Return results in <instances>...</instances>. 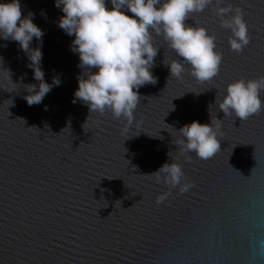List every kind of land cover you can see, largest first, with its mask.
<instances>
[{
    "label": "water",
    "instance_id": "water-1",
    "mask_svg": "<svg viewBox=\"0 0 264 264\" xmlns=\"http://www.w3.org/2000/svg\"><path fill=\"white\" fill-rule=\"evenodd\" d=\"M20 4L44 32L31 47H41L45 81L61 83L29 106L26 84L38 81L18 43L0 39V264H264V110L240 120L219 109L228 84L264 76V0L221 5L243 10L249 43L240 52L215 0L189 14L185 23L205 27L222 53L209 81L153 33L156 83L139 88V127L127 133L126 120L73 102L82 69L55 0ZM172 61L184 65L179 79ZM210 119L221 125L220 150L207 160L182 154L177 130ZM166 161L184 171L175 187L151 175Z\"/></svg>",
    "mask_w": 264,
    "mask_h": 264
},
{
    "label": "clouds",
    "instance_id": "clouds-1",
    "mask_svg": "<svg viewBox=\"0 0 264 264\" xmlns=\"http://www.w3.org/2000/svg\"><path fill=\"white\" fill-rule=\"evenodd\" d=\"M213 3L214 0H55V6L63 13L57 24L74 37L70 48L78 54V67L82 69L73 102L81 101L89 113L103 114L107 110L114 118L126 120L125 133L134 123L139 127L134 115L141 98L139 88L156 83L152 69L159 49L152 43L153 33L163 35L169 47L190 64L195 79L211 80L222 63V53L215 50V37L205 27H193L185 21L190 13L201 12ZM223 3L224 0H215V13L221 27L232 33L230 48L240 52L249 43L243 10L223 7ZM34 16L30 11L22 18L20 0L0 2V39L18 43L27 56L33 78L38 81V84H26L29 87L25 88L24 99L29 106L40 104L52 87L61 83L59 77L51 84L45 81L41 47H31L34 37L42 46L44 35L33 23ZM165 65L170 76L181 78L185 70L182 63L172 61ZM0 68H4L2 62ZM8 74L11 79L9 70ZM261 91H264V76L235 80L228 84L219 109L246 120L264 110ZM177 132L180 137L177 145L182 154L195 152L199 159L207 160L220 150L218 121L210 119V123L202 124L193 120ZM151 175L172 187L185 179L182 166L171 161L164 162ZM189 186L185 184L181 191H187ZM165 198L166 195H160L157 202Z\"/></svg>",
    "mask_w": 264,
    "mask_h": 264
},
{
    "label": "snow or ice",
    "instance_id": "snow-or-ice-1",
    "mask_svg": "<svg viewBox=\"0 0 264 264\" xmlns=\"http://www.w3.org/2000/svg\"><path fill=\"white\" fill-rule=\"evenodd\" d=\"M217 75H218V73H217ZM213 78H214V77H213ZM256 114H257V113H255V114L249 116L248 119L252 118V117L255 116Z\"/></svg>",
    "mask_w": 264,
    "mask_h": 264
}]
</instances>
